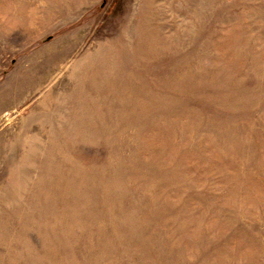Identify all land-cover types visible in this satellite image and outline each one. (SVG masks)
Wrapping results in <instances>:
<instances>
[{
  "label": "rangeland",
  "instance_id": "1",
  "mask_svg": "<svg viewBox=\"0 0 264 264\" xmlns=\"http://www.w3.org/2000/svg\"><path fill=\"white\" fill-rule=\"evenodd\" d=\"M0 264H264V0H0Z\"/></svg>",
  "mask_w": 264,
  "mask_h": 264
},
{
  "label": "bare ground",
  "instance_id": "2",
  "mask_svg": "<svg viewBox=\"0 0 264 264\" xmlns=\"http://www.w3.org/2000/svg\"><path fill=\"white\" fill-rule=\"evenodd\" d=\"M143 22V21H142ZM148 26V25H147ZM6 27V26H5ZM139 32V31H138ZM126 51V50H125ZM256 60H257V58H256ZM219 82V81H218ZM248 102V101H247ZM83 111V110H82ZM103 116V115H102ZM98 133V132H97ZM125 148H126V146H125ZM144 153V152H143ZM66 157V156H65ZM170 165V164H169ZM95 169V168H94ZM175 174V173H174ZM19 219V218H18ZM100 240V239H99ZM174 244V243H173ZM140 252V251H139Z\"/></svg>",
  "mask_w": 264,
  "mask_h": 264
}]
</instances>
